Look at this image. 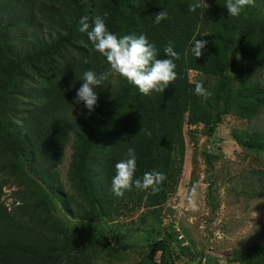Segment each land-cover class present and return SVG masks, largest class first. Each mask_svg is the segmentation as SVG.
I'll use <instances>...</instances> for the list:
<instances>
[{"label": "trees", "instance_id": "obj_1", "mask_svg": "<svg viewBox=\"0 0 264 264\" xmlns=\"http://www.w3.org/2000/svg\"><path fill=\"white\" fill-rule=\"evenodd\" d=\"M193 2L0 0V264L111 260L118 248L134 247H115L110 239L125 211L138 212L134 230L155 239L132 264H210L212 250H195L178 224L164 225L162 209L180 181L185 129L195 145L199 133L215 138L225 116L251 122L264 111V0L245 6L239 17L228 16L226 0H205L208 8L189 12ZM162 10L167 19L155 24ZM105 13L110 32L145 35L158 58H168L163 49L171 42L180 56L177 79L162 94L145 96L110 76L93 88L98 99L89 113L83 102L74 103L76 91L84 72L99 76L108 65L78 30L79 21L87 16L91 25ZM199 39L208 44L197 58ZM189 70L200 76L195 83ZM204 75L214 79L211 88ZM197 82L212 93L208 99L194 94ZM228 139L253 160L264 158V130L235 128ZM130 147L137 157L134 179L165 174L155 195L135 186L122 198L111 192L115 164ZM67 148L68 186L60 173ZM261 176L264 171L252 169L250 189L241 182L244 196L264 194ZM10 184L8 204L3 197ZM236 253L230 260L236 264H264V245Z\"/></svg>", "mask_w": 264, "mask_h": 264}, {"label": "rangeland", "instance_id": "obj_2", "mask_svg": "<svg viewBox=\"0 0 264 264\" xmlns=\"http://www.w3.org/2000/svg\"><path fill=\"white\" fill-rule=\"evenodd\" d=\"M195 76L190 73L193 81L200 77L195 80ZM201 80L209 88L214 84V79L205 75ZM220 128L215 138L203 137L199 133L195 145L184 130L186 151L182 173L176 193L163 206V222L164 225L176 222L193 241L195 250L204 246L209 253L208 249H211L210 264H236L230 261L236 252L264 245V194L250 197L241 192V182L249 183L252 169L264 171V158L253 160L244 155L228 136L235 128L264 130V111L251 122L225 116ZM70 153L67 148L60 167L66 186ZM261 178L264 180L263 176ZM11 186L7 185L4 190L3 199L8 204L13 190ZM253 187L255 191L260 190V185ZM246 188L249 189V185ZM136 214L138 212H133L130 216V212L125 211L116 220L121 229L112 232L115 238L110 237L115 247H134L118 248L119 255L111 260L101 257L96 264H132L139 260L141 247L155 239L148 232L134 230L132 223L137 221Z\"/></svg>", "mask_w": 264, "mask_h": 264}, {"label": "clouds", "instance_id": "obj_3", "mask_svg": "<svg viewBox=\"0 0 264 264\" xmlns=\"http://www.w3.org/2000/svg\"><path fill=\"white\" fill-rule=\"evenodd\" d=\"M254 3L255 0H226L225 8L228 16L239 17L245 6L254 5ZM202 6L205 9L208 8L205 0H195L188 5V11L195 12ZM107 15V13L104 14V17L97 15L92 20L91 25L88 23L89 18L87 16H82L79 21L78 30L87 34L94 50L105 58L108 65L107 70L100 73L99 76L91 70L84 72L83 83L76 91L74 103L83 102L89 113L93 111L98 99L93 88L102 85L110 76H118L128 84L138 88L139 92L145 96L151 95L152 92L162 94L177 79L174 61L180 59V56L174 51L171 42L163 49L168 58H158L159 50L148 41L145 35L118 37L110 32L105 24ZM167 16L166 10L159 11L155 16L154 23L160 24L167 19ZM207 44L206 39H199L195 42L193 51L197 58L203 54ZM190 73L196 75L195 80L199 74L194 70H189V81L195 83L196 81L190 78ZM194 94L203 97L205 100L212 95L203 87L201 82L195 84ZM140 131H144L145 135H151L150 132L142 128ZM136 159L135 150L130 147L127 149L126 158L115 164V175L112 178L110 189L115 197H124L125 192L131 191L133 186L140 191L150 189L152 195L160 190V185L166 179L162 172H145L142 179H134ZM247 185L250 189L251 185L249 183ZM146 199L147 197H145Z\"/></svg>", "mask_w": 264, "mask_h": 264}]
</instances>
